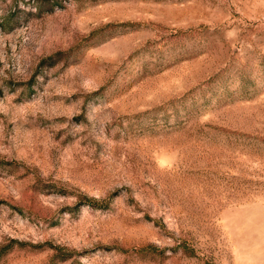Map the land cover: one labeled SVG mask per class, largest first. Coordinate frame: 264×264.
Here are the masks:
<instances>
[{"label":"rangeland","instance_id":"obj_1","mask_svg":"<svg viewBox=\"0 0 264 264\" xmlns=\"http://www.w3.org/2000/svg\"><path fill=\"white\" fill-rule=\"evenodd\" d=\"M0 264H264V0H0Z\"/></svg>","mask_w":264,"mask_h":264},{"label":"trees","instance_id":"obj_2","mask_svg":"<svg viewBox=\"0 0 264 264\" xmlns=\"http://www.w3.org/2000/svg\"><path fill=\"white\" fill-rule=\"evenodd\" d=\"M45 63H46V61H43V62H42V65H44ZM88 204H89V205L96 206L93 202H89Z\"/></svg>","mask_w":264,"mask_h":264}]
</instances>
